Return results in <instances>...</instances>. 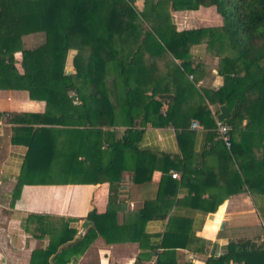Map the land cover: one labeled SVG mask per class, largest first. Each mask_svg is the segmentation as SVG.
Returning <instances> with one entry per match:
<instances>
[{"label":"trees","instance_id":"1","mask_svg":"<svg viewBox=\"0 0 264 264\" xmlns=\"http://www.w3.org/2000/svg\"><path fill=\"white\" fill-rule=\"evenodd\" d=\"M166 2L175 10L215 6L223 23L178 30L166 12ZM131 4V0H0V89L8 88L10 79L15 78L30 98L46 101L48 113L51 108L57 113L71 105L79 122L113 128L102 132L106 146H93L97 173L92 180L118 182L128 168L126 164L134 161L130 170L137 184L152 179L154 166L155 151L138 147L145 127L174 125L184 94L202 90L210 102L228 104L231 109V116L221 121L229 125L230 147L218 133L227 154L231 193L250 189L253 194H264V146H247L242 127L245 116L250 117L252 129L264 118V72L255 79L246 74L253 65L264 68V0H159L141 12ZM33 35L36 43L25 39ZM196 46H204L206 56L218 58L219 73L224 77L219 87H197V74L204 71V64L195 63ZM17 52L21 54V69L17 68ZM70 53L73 69L67 67ZM161 55L167 57L163 67L147 63L149 57ZM162 94L172 96L162 98ZM202 116L209 118V125L218 132V122L206 102L193 114L196 119ZM0 118L14 120L5 112H0ZM238 122L243 141L237 144L233 129ZM122 125L125 129L116 137L115 129ZM121 143L137 150L128 152L119 146ZM36 146L34 137L29 152H39ZM147 157L148 166L143 160ZM257 160L262 162L260 174L253 173ZM168 178L175 181L171 175ZM21 185L18 181L12 203ZM117 206L111 202L104 213L91 210L87 217L93 224L78 237V229L68 223L54 230L47 245L33 250L30 264L75 261L100 235L111 243L114 234L129 231L131 240L142 246L148 204L138 211L139 220L124 226L116 222ZM210 209L214 211L216 206ZM40 226L47 231V225ZM172 232L167 229L162 241L149 247L156 249V264H179L165 240ZM231 263L264 264V242L259 246L250 239L230 241L226 252L206 260V264Z\"/></svg>","mask_w":264,"mask_h":264},{"label":"crops","instance_id":"2","mask_svg":"<svg viewBox=\"0 0 264 264\" xmlns=\"http://www.w3.org/2000/svg\"><path fill=\"white\" fill-rule=\"evenodd\" d=\"M205 10L216 12L215 22L205 26L222 25L223 19L215 6H200L195 10H172L177 15L174 19L177 29L200 27L191 26L192 19L186 16L197 17ZM193 52L195 63L204 64V71L197 74V87L215 89L222 85L224 77L219 73L218 58L206 56L204 46H196ZM164 55L149 57L147 63L163 67L167 62ZM16 59L17 68L21 69L20 52L16 53ZM10 80L8 88L0 89V112L10 113L14 118L10 121L4 118L0 125V228L6 229L0 234L3 242L0 264H30L33 250L43 246L39 243L43 237L36 233L42 228L40 225L57 220L76 227L77 237L82 235L83 225L87 230L93 224L88 213L91 210L104 213L111 202L118 204L119 226L139 220L138 211L148 204L150 211L143 218V245L131 240L129 231L114 234L111 243L104 242L100 235L83 254L67 264H146L156 254V249L149 247L159 244L167 229L173 232L166 234L165 240L174 249L179 264H206L211 255L226 252L230 241L250 239L256 245L263 244L264 194H253L250 189L231 193L227 185V154L221 138L209 125V118L193 117L196 108L206 102L218 122L221 104L210 102L202 90L184 94L174 125L145 127L138 147L155 151L149 182L137 184L132 180L130 167L134 161H130L121 172L120 181L95 183L92 179L97 173V158L93 146H106L102 132L113 128L79 122V114L71 105L57 113V109L51 108L48 113L46 101L30 98L27 89L16 85L15 78ZM225 105L231 116L230 107ZM166 107L164 104L163 108ZM260 122L252 129L250 117H243L249 147L264 146V118ZM238 124L233 129L237 144L243 141ZM124 129L125 126H118L116 137ZM34 137L39 148L35 153L29 152ZM119 146L128 152L137 150L127 143ZM143 160L148 166L150 157ZM172 172L179 177L173 178ZM261 172L262 162L257 160L253 173ZM18 181L22 183L21 190L12 203ZM213 206L214 211L210 209ZM150 252L151 256H147Z\"/></svg>","mask_w":264,"mask_h":264},{"label":"rangeland","instance_id":"3","mask_svg":"<svg viewBox=\"0 0 264 264\" xmlns=\"http://www.w3.org/2000/svg\"><path fill=\"white\" fill-rule=\"evenodd\" d=\"M157 1H159V0H131V3H132L131 5L134 7L136 12H141L144 9H151L154 4H157ZM165 8H166V12L170 15L171 19H173V22H175L174 19L177 17V15L175 16L173 14L174 11H172V10H174V8L172 7L171 3L166 2ZM186 17L188 19H192L190 22L191 26L198 25L201 27V26H205V25H212L216 19V12L213 10H205L203 12H199L197 17L191 16V18H190L189 15ZM34 37H36V36L33 35V36H29L28 38H26V36H25V39H28L29 42H31V43H36L38 41V39L34 40ZM71 54L72 53H70V55L68 57L67 67H69L70 69H73L72 62H71V59H72ZM263 72H264L263 68H260L258 65H253L252 67H250L247 70L246 74L249 78L254 77V79H255L257 76L258 77L261 76ZM251 79H253V78H251ZM61 227H62V224H60V221L55 220L50 225H47V227L45 226V228L47 229L46 232H43L42 231L43 229L42 230L41 229L36 230V233L39 232L40 233L39 236L43 237V239H45V240L42 239L39 242L40 245H45L47 243V239L49 240V238L52 235V233L54 232V230L59 229ZM5 230L6 229H4V228H0V234L2 233V235H3ZM33 231L35 232V230H33ZM2 243L3 242L0 241L1 246H2Z\"/></svg>","mask_w":264,"mask_h":264},{"label":"built area","instance_id":"4","mask_svg":"<svg viewBox=\"0 0 264 264\" xmlns=\"http://www.w3.org/2000/svg\"><path fill=\"white\" fill-rule=\"evenodd\" d=\"M3 121L4 120L0 118V125L3 123ZM218 133L223 138V140L225 141L226 145L228 147H230L231 146V140H230V136H229V125L225 124V123H223L221 121H218ZM172 177L173 178H178L179 174L176 173V172H172ZM147 264H156V256L151 258Z\"/></svg>","mask_w":264,"mask_h":264},{"label":"water","instance_id":"5","mask_svg":"<svg viewBox=\"0 0 264 264\" xmlns=\"http://www.w3.org/2000/svg\"><path fill=\"white\" fill-rule=\"evenodd\" d=\"M172 96V94H162L161 97L162 98H165V97H170ZM230 116V112H229V109L227 107V105L225 104H221L220 105V112L219 114L217 115V119L219 121H223L225 119H227L228 117ZM85 226L83 225V227L81 228V232L80 233H83L85 231Z\"/></svg>","mask_w":264,"mask_h":264}]
</instances>
